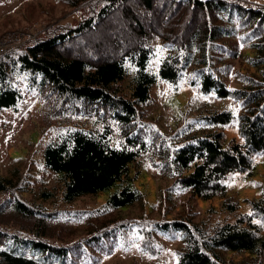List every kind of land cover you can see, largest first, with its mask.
I'll list each match as a JSON object with an SVG mask.
<instances>
[{"label":"trees","instance_id":"16d2710c","mask_svg":"<svg viewBox=\"0 0 264 264\" xmlns=\"http://www.w3.org/2000/svg\"><path fill=\"white\" fill-rule=\"evenodd\" d=\"M166 1L107 0L94 14L66 30L7 53L0 58V109L15 108L20 100V93L10 84V74L17 67L19 71L39 75V84L46 90L49 115L61 110L59 106L63 102L74 106L77 103L90 104L108 109L112 112V119L129 127L137 115V105L148 100L150 88L157 78L176 82L181 71L193 63H198L199 67L208 65L211 60L205 51L207 45L202 44L213 41L224 32L223 24L214 23L209 18L215 9L229 10L224 1L191 0L185 24L181 15L184 7ZM247 11L253 17V23L264 24L263 10L250 8ZM196 14L199 15L197 21ZM147 19L153 23L149 25ZM115 21L118 25H125L120 34L112 33ZM178 24L177 50L161 60L156 73L148 71L152 41L169 38L172 28ZM248 47L252 53L238 52L237 56L243 57L247 67L261 71L263 80L258 83H262V87L250 83L252 77H248V93L231 91L215 69L210 70L211 66L199 71L201 91H214L222 98L243 96L241 103L245 111L239 118L243 141L225 140L222 132L214 131L194 135L177 148L160 152L169 175L203 200L226 196V178L234 173L251 174L253 155L264 153V36L256 37ZM15 52L18 53L16 58L5 59ZM129 66H132L130 96L126 98L118 91L117 85L127 75ZM208 120L213 124H226L233 120V115L224 110L209 115ZM105 126L98 132L72 129L44 147V165L59 176L65 202L85 195L103 194L111 188L114 190L106 198L109 208L123 209L141 198V191L132 184L130 166L145 146L139 139L128 137L127 146L116 147L109 138L110 129ZM134 145L135 148L130 147ZM15 187L12 176H0V192ZM49 194L46 192L44 196ZM14 200L8 207V214L29 221L31 235L21 237L9 233L1 227L0 220V264H54L50 260H56L55 264H66L69 243L54 244L46 237L72 225L68 221L60 222L54 216L47 217L48 212L43 215V211L34 209L18 197ZM248 202L252 215L242 213L233 222L220 223L201 240L187 224L172 221L169 228L182 232L186 238V246L179 254L177 264H229L222 252L246 253L252 258L250 260L253 257L258 260L254 264H264V193ZM222 206L228 212L238 208L237 202L228 198L223 200ZM100 216L103 218L105 214ZM97 219V214L83 219L92 227L79 238H92L97 243L101 233L110 230L109 221L98 222L101 227H97ZM57 237L59 235H55ZM9 243L11 247H6ZM27 249L35 255L24 254L23 250Z\"/></svg>","mask_w":264,"mask_h":264},{"label":"rangeland","instance_id":"374dc122","mask_svg":"<svg viewBox=\"0 0 264 264\" xmlns=\"http://www.w3.org/2000/svg\"><path fill=\"white\" fill-rule=\"evenodd\" d=\"M106 1L0 0V36L21 32L19 35L24 42L14 50L17 51L34 40L66 30L94 14ZM222 1L229 10L215 9L209 18L214 23L223 24V35L202 44L207 45L205 51L211 62L201 67L193 63L184 68L176 82L157 78L150 88L148 100L137 105V115L129 127L112 119V112L108 109L90 104L77 103L74 106L63 102L59 106L61 110L49 115L46 90L39 84V75L22 72L15 67L10 74V84L20 93V100L15 108L0 109V176L9 175L16 181L14 189L0 192V220L5 231L21 237L31 235L28 232L29 221L17 216L12 218V214H8V207L18 197L34 209L43 211V215L48 212L47 217L54 216L60 222L68 221L72 225L59 230V233L51 232L54 236L46 237L54 244L69 243V252L64 260L66 264H177L179 254L186 246V238L182 232L169 228L172 221L187 224L195 237L201 240L218 224L233 222L242 213H252L248 200L264 193V153L253 155L251 174L234 173L226 178V196H215L208 200L198 198L188 188L180 186L175 177L165 170V160L160 155L163 149L171 151L194 135L207 132L220 131L225 140L243 141L239 130V118L245 111L241 103L243 96L222 98L216 96L214 91H201L199 71L211 66L210 70L215 69L214 72L231 91L248 93V77H252L250 83L263 86L258 83L263 80L261 71L247 67L242 61L243 57L237 54L252 53L249 43L258 36H264V24L253 23V17L247 11L250 8L264 11V0ZM166 2H175L177 7L179 4L184 7L181 9L184 23L191 0ZM198 18L196 14V21ZM146 23L150 25L153 21L147 19ZM112 24V33L120 34V29L123 31L125 26L118 25L116 21ZM179 25L172 28L169 38L152 41L148 71L156 73L161 60L175 53V42L180 39ZM15 53L5 59L16 58L18 53ZM131 74L132 66H129L127 75L117 85L118 91L126 98L130 96ZM224 110L232 113L231 122H209V115ZM105 124V129L111 131L109 138L114 146H127L128 137L139 139L145 146L130 166L132 184L141 191V198L123 209L109 208L106 198L114 190L111 188L103 194L85 195L65 202L59 176L44 165V147L72 129L98 132L103 130ZM130 147L135 148V145ZM46 192L50 194L44 196ZM226 198L237 202L235 211L228 212L223 208L222 203ZM101 213L105 217L101 218ZM94 214L99 217L95 220L97 227H101L98 225L101 221H109L108 226L111 227L101 233L97 243L92 238H79L80 234L87 233L92 227L83 219ZM55 235L59 237L55 238ZM6 247H11V244ZM23 252L35 255L29 249ZM222 255L229 264L258 262L254 257L250 260L252 258L242 252H222ZM37 257L43 259L39 255ZM50 261L54 264L57 262Z\"/></svg>","mask_w":264,"mask_h":264},{"label":"built area","instance_id":"2783aa9c","mask_svg":"<svg viewBox=\"0 0 264 264\" xmlns=\"http://www.w3.org/2000/svg\"><path fill=\"white\" fill-rule=\"evenodd\" d=\"M21 32H9L0 36V58L23 44ZM17 35V36H15Z\"/></svg>","mask_w":264,"mask_h":264},{"label":"snow or ice","instance_id":"6c2138e0","mask_svg":"<svg viewBox=\"0 0 264 264\" xmlns=\"http://www.w3.org/2000/svg\"><path fill=\"white\" fill-rule=\"evenodd\" d=\"M249 215H252V213H249Z\"/></svg>","mask_w":264,"mask_h":264}]
</instances>
